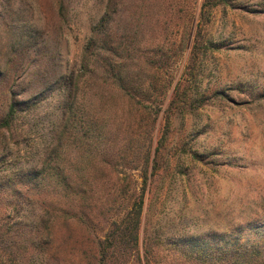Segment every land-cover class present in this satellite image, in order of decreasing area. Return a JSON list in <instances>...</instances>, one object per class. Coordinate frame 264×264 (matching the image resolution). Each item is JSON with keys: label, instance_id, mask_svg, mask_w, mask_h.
<instances>
[{"label": "rangeland", "instance_id": "obj_1", "mask_svg": "<svg viewBox=\"0 0 264 264\" xmlns=\"http://www.w3.org/2000/svg\"><path fill=\"white\" fill-rule=\"evenodd\" d=\"M66 1L69 16L62 21L56 0H5L7 8L0 15L1 64L7 63L17 36L29 35L34 28L39 33L32 35V46L53 53L51 66L65 73L77 71L107 0ZM216 2L221 5L214 6ZM221 2L148 0L152 14L146 38L159 44L142 53L158 61L156 79L170 84L159 116L131 108L128 102L114 106L110 102L108 108L98 104L100 119L112 118L121 141L127 135L133 148L151 147L156 161L148 169L144 163L136 170L124 168L119 178L130 197L135 190L140 193L144 177H149L144 226L150 231L205 237L242 228L254 234V229L264 227V0ZM161 3L167 32L155 19ZM198 33L202 50L198 65L192 67L190 52ZM178 82L192 100L200 99L198 110L168 111ZM50 93L23 112L9 131L0 130V157L7 163L3 171L40 167L58 145L65 95L57 88ZM78 157L80 151L72 150L69 159ZM40 216V207L29 204L21 220L38 222Z\"/></svg>", "mask_w": 264, "mask_h": 264}, {"label": "trees", "instance_id": "obj_2", "mask_svg": "<svg viewBox=\"0 0 264 264\" xmlns=\"http://www.w3.org/2000/svg\"><path fill=\"white\" fill-rule=\"evenodd\" d=\"M129 1L107 0L77 71L52 67L53 53L32 46V35L39 33L34 28L17 36L4 66L0 60L1 131H9L23 112L55 88L65 95L59 143L40 167L6 172L0 157V264H264V227L254 234L242 228L205 237L150 231L144 226L149 177H144L140 193L135 190L130 197L128 186L120 185V170H136L141 163L148 169L156 160L151 147L133 148L127 135L121 141L112 118L100 119L98 104L108 108L110 102H128L159 116L170 87L155 77L158 61L142 53L157 44L146 38L152 14L148 0ZM66 2L56 0L62 21L69 16ZM6 5L0 0V15ZM165 11L159 4L155 19L167 32ZM202 44L198 33L190 52L192 67L198 65ZM199 102L178 82L167 109L198 110ZM75 149L80 151L76 161L69 159ZM111 172L119 181L111 179ZM29 204L40 207L38 222L21 220Z\"/></svg>", "mask_w": 264, "mask_h": 264}]
</instances>
